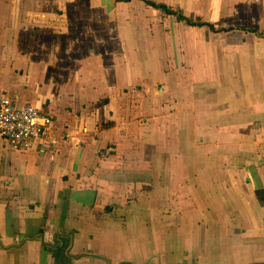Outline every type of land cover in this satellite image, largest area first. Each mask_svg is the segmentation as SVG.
<instances>
[{
	"label": "crops",
	"instance_id": "obj_1",
	"mask_svg": "<svg viewBox=\"0 0 264 264\" xmlns=\"http://www.w3.org/2000/svg\"><path fill=\"white\" fill-rule=\"evenodd\" d=\"M150 1L185 21L0 0V103L53 122L27 150L0 140V264H264V39L210 27L262 33L264 0ZM230 47L260 84L220 113Z\"/></svg>",
	"mask_w": 264,
	"mask_h": 264
},
{
	"label": "trees",
	"instance_id": "obj_2",
	"mask_svg": "<svg viewBox=\"0 0 264 264\" xmlns=\"http://www.w3.org/2000/svg\"><path fill=\"white\" fill-rule=\"evenodd\" d=\"M140 2L144 3L148 7H152L156 10H159L163 13V15L169 16V17H176L178 21H185V15L183 14V11L179 8H170L167 6H164L163 4H157L150 0H139ZM195 26H206L205 23L202 22V20L198 19L196 23L192 24ZM212 31L216 34L221 33H233L236 31L241 32L242 34L248 36L251 34L252 36H255L257 41L261 43V39H264V32L260 33L257 30H253L248 27H237V28H227V29H221L217 28L216 26H210ZM236 64L235 67V76L233 77V66ZM233 65H230V72L229 75H231V80L229 81L232 86L226 90L220 91L222 100L225 102L224 106L221 105V112L220 113H228V112H237L238 109L243 107V96L246 93L245 91L249 90L251 91L252 88H258L260 81L258 78L257 70L258 68L256 61L250 66L249 62L240 59V61L234 63ZM254 70V74L251 76L249 72L245 74V71H249L250 69Z\"/></svg>",
	"mask_w": 264,
	"mask_h": 264
},
{
	"label": "built area",
	"instance_id": "obj_3",
	"mask_svg": "<svg viewBox=\"0 0 264 264\" xmlns=\"http://www.w3.org/2000/svg\"><path fill=\"white\" fill-rule=\"evenodd\" d=\"M52 124L51 118L30 105L17 106L9 99L0 103V140L12 148L29 149L49 133Z\"/></svg>",
	"mask_w": 264,
	"mask_h": 264
},
{
	"label": "rangeland",
	"instance_id": "obj_4",
	"mask_svg": "<svg viewBox=\"0 0 264 264\" xmlns=\"http://www.w3.org/2000/svg\"><path fill=\"white\" fill-rule=\"evenodd\" d=\"M177 2L178 1L172 2L171 5H170V8H176V6H178ZM234 43H238V42H234ZM234 43H232V44H234ZM231 48L232 47L228 48L230 53H227V59H229V56H230V60H231V64L230 65H233L235 63V61L236 62L240 61V59H242V58H243V60L249 62V64L251 66L254 64L256 55L253 54V52H250V50L246 51V49L244 50L242 47H238L237 51H235V50L231 51ZM235 67H236V64H234V66H233V77L235 76ZM247 72H249V74L252 76L253 73H254V70L251 68L249 71H245V74H247ZM227 74H229V72L228 73L226 72V75ZM212 85H213V82L211 81L208 86H212ZM238 172L240 174L241 169L238 170Z\"/></svg>",
	"mask_w": 264,
	"mask_h": 264
}]
</instances>
